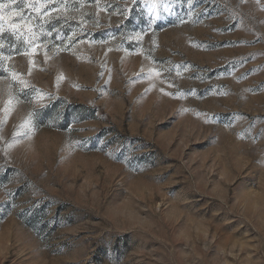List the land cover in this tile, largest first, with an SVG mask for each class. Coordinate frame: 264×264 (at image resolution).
Listing matches in <instances>:
<instances>
[{"label":"rangeland","instance_id":"rangeland-1","mask_svg":"<svg viewBox=\"0 0 264 264\" xmlns=\"http://www.w3.org/2000/svg\"><path fill=\"white\" fill-rule=\"evenodd\" d=\"M0 264H264V0H0Z\"/></svg>","mask_w":264,"mask_h":264}]
</instances>
